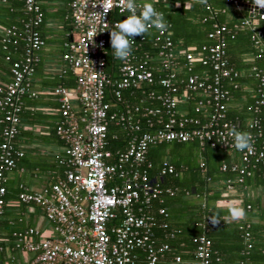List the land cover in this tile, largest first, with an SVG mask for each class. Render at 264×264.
<instances>
[{"label": "built area", "instance_id": "built-area-1", "mask_svg": "<svg viewBox=\"0 0 264 264\" xmlns=\"http://www.w3.org/2000/svg\"><path fill=\"white\" fill-rule=\"evenodd\" d=\"M22 1L20 25L13 24L1 34L3 49L20 45L22 52L14 60L5 54L9 79L0 74V233L6 173L23 156L15 140L24 98L36 96L31 78L45 45L39 31L44 19L42 0ZM193 1L173 0L169 4L188 6ZM143 2L137 0L138 5ZM226 4L238 11L232 21L225 9L203 3L210 18L219 13L228 16L226 21L212 23L207 34L211 42L197 52L196 47L175 40L169 25L164 33L152 27L144 37L135 36L131 56L120 61L113 56L110 30L129 13L115 5L105 13V0L70 1L72 29L66 34L61 58L62 73L70 71L75 86L58 85L52 90L59 104L54 130L63 145L59 163L64 175L40 191L22 186L17 196L22 203L39 206L54 233L39 239H35V228L14 233L16 247L34 254L33 264H137L141 254L146 264H156L170 246L153 236L156 217L150 206L156 198L162 201L163 193H174L172 188L163 187V179L176 172L165 159L156 174L148 175L151 162L147 152L153 145L196 141L201 147H217L238 154L240 163L221 165L223 171L238 173L237 183L256 167L264 178V65L249 62V76L255 81L253 100L247 107L251 114L234 115L231 90L248 87L239 81L240 72L229 62L226 48L228 38L248 28L256 51L254 60L264 58V25L246 22L259 23L263 17L251 0H226ZM197 65L200 70L194 71ZM117 128L125 133L124 149L108 147ZM233 128L251 135V152L235 148L229 135ZM200 166L204 168L203 161ZM232 185L227 179L226 187L231 189ZM157 212L167 215L164 207ZM158 226L166 228L167 223ZM239 228L249 250V224ZM193 242L196 264H212L211 240L200 234ZM175 262H180L179 256Z\"/></svg>", "mask_w": 264, "mask_h": 264}, {"label": "trees", "instance_id": "trees-1", "mask_svg": "<svg viewBox=\"0 0 264 264\" xmlns=\"http://www.w3.org/2000/svg\"><path fill=\"white\" fill-rule=\"evenodd\" d=\"M2 1L8 8L21 11L20 18H15L14 15H12V19L6 28L13 24L20 25L24 16L23 1H20L22 10L15 0ZM172 1L173 0H168L163 2L162 0H158V3H155L154 7L164 14L167 23L170 25L172 37L180 41L182 45L196 47V52L203 44L207 45L211 42L207 34L212 29V23L214 21H226L228 15L231 17L230 21H232L238 14V11L228 7L226 0H206L205 4H209L212 8L216 9H225L228 14L219 13L215 18H210L208 11L203 9V3H201L200 0H194L188 6L184 3L175 6L172 4L170 5L169 3ZM259 24L260 26L264 25V18H259ZM250 36V30L244 28L233 38H228L226 43L229 62L239 70V81L244 84L243 86L248 87L246 90L241 87L237 90H231L234 99L236 98L235 100L242 99V108L240 111L246 112L244 117H248L251 114V112L247 110V107L252 103V94L255 87V81L249 76L248 72L249 62L252 61L260 67L264 65V58L254 60L256 51L250 41ZM13 48V45L10 44L7 49H3L0 36V54L4 61V67L6 65L9 66V62L4 60L5 54H8L12 60L17 59L21 55L22 49L20 45L17 49ZM197 70H200L198 65L194 67V71ZM67 72L68 73L60 82L65 86H73L75 83V76L71 74L70 71ZM129 99L135 101L133 98ZM236 112L238 113L239 109ZM261 118L262 126L264 127V115H261ZM112 130L113 128H110V133ZM115 131L116 138H110L108 147L111 149L117 147L124 149L126 142L125 133L120 128H117ZM170 143H174L175 145L185 144L178 142ZM188 143H192L199 147L201 152L200 162H204V168L200 166V162L191 165L185 160L167 158L162 150L168 143L163 142L153 145L147 152V158L151 162V167L147 169L149 176L156 174L161 167L162 161L165 159H168V161L174 165L176 172L175 175H168L163 179V187L172 188L174 193L172 195L163 193L160 196L162 201L156 198L152 201L150 206L151 212L156 217L153 236L158 242H165L170 246V250L165 251L161 259L162 257L167 258L169 255L175 257V254H177L176 256L180 257V263L196 264V259L194 257L195 243L193 242V238L200 234H205L211 240L212 264H231L233 262H237V264H264V252H261V249L254 248L252 228L249 226L252 247L247 250L243 230L239 228L241 224L243 225L246 222L235 224L234 222L226 221L222 216V210L213 207L208 208L207 206V199H209L208 192L210 191L207 180L211 178L210 176H212V174L221 173L220 179H223L225 183L227 179L232 180V184L236 182L234 180L238 175L237 172L221 170L222 163L230 165L232 162L228 161L225 155L221 156L220 152L222 150L217 147H211L209 145L201 147L196 141ZM210 154L212 157L211 160ZM250 171L251 175L244 176L243 182L246 178L252 176V174H256L260 177V181L264 183V178L260 174V169L256 167L250 169ZM248 205L249 208H251L250 204H247L245 207L247 208ZM160 207L165 208L167 213L166 216L158 214L157 211ZM211 219H218L220 223L213 225ZM207 220L210 222L206 223ZM161 222H166L167 227H159L158 225ZM246 250L248 251L247 253L245 252ZM215 257H219L220 260L216 261ZM137 264H146L143 254L139 256Z\"/></svg>", "mask_w": 264, "mask_h": 264}, {"label": "crops", "instance_id": "crops-1", "mask_svg": "<svg viewBox=\"0 0 264 264\" xmlns=\"http://www.w3.org/2000/svg\"><path fill=\"white\" fill-rule=\"evenodd\" d=\"M20 1L22 0H15L22 10ZM70 1L42 0L44 19L40 26V33L45 45L39 52V62L31 78L36 96L24 98L20 129L15 140L16 147L23 150V156L18 158L16 166L6 173L4 183L6 204L1 224L0 264H33L34 254L16 247L14 233L35 228L37 230L35 239L54 235L51 223L44 216L42 209L35 204L20 202L17 196L22 186L31 191H40L59 181L64 175V168L59 163L63 155V145L54 131L59 118V104L52 90L58 85H63L60 81L68 73H62L64 62L61 55L66 34L72 29ZM17 10L8 8L0 0V36L10 23L12 15L20 18L21 11ZM3 63L0 54V74L4 80H8L9 66L4 67ZM74 86L75 83L73 86L66 87L73 89ZM72 97V101L77 103L74 96ZM235 99L233 97L231 110L234 115L244 117L246 112L240 111L242 99ZM238 109L240 113L236 112ZM220 153L221 156L225 155L228 161L240 163L237 153L230 154L222 151ZM220 176L221 173H214L207 180L210 188L209 199H207L208 208L222 210V216L226 221L235 224L248 223L253 232L254 248L264 252V183L260 181L258 175L252 174L243 183L235 182L229 189ZM247 204H250L251 208H246ZM233 207L244 209L245 215L242 219L232 217L230 209ZM233 263L237 264V262ZM157 264L186 263L175 262V257L169 255L167 258H160Z\"/></svg>", "mask_w": 264, "mask_h": 264}, {"label": "clouds", "instance_id": "clouds-1", "mask_svg": "<svg viewBox=\"0 0 264 264\" xmlns=\"http://www.w3.org/2000/svg\"><path fill=\"white\" fill-rule=\"evenodd\" d=\"M201 3L206 0H200ZM253 5L264 8V0H251ZM158 0H144L140 5L137 0H105V13L111 10L113 5L127 11L129 15L114 25L115 30H110V43L113 50V56L120 61H126L131 56L132 42L135 36L144 37L148 34L149 29L155 27L159 32L164 33L168 30L169 24L162 12L157 11L154 4ZM139 9V11H138ZM123 11L121 14H123ZM254 16V15H253ZM255 26L259 25L258 21H246ZM93 37L96 34H91ZM229 135L233 138L234 146L239 151H252L253 140L249 133L231 129ZM230 214L234 219H242L245 211L242 207H233ZM213 225L219 223L218 219H211Z\"/></svg>", "mask_w": 264, "mask_h": 264}, {"label": "rangeland", "instance_id": "rangeland-1", "mask_svg": "<svg viewBox=\"0 0 264 264\" xmlns=\"http://www.w3.org/2000/svg\"><path fill=\"white\" fill-rule=\"evenodd\" d=\"M166 154L167 158L185 160L191 165L198 164L201 160V152L199 147L192 143H185L181 145H175L174 143H168L162 150Z\"/></svg>", "mask_w": 264, "mask_h": 264}, {"label": "water", "instance_id": "water-1", "mask_svg": "<svg viewBox=\"0 0 264 264\" xmlns=\"http://www.w3.org/2000/svg\"><path fill=\"white\" fill-rule=\"evenodd\" d=\"M257 12L264 18V8L258 7Z\"/></svg>", "mask_w": 264, "mask_h": 264}]
</instances>
